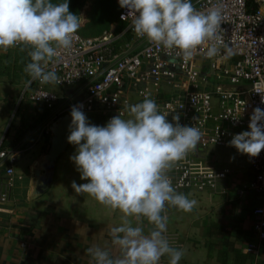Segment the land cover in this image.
I'll return each instance as SVG.
<instances>
[{
  "label": "clouds",
  "instance_id": "obj_1",
  "mask_svg": "<svg viewBox=\"0 0 264 264\" xmlns=\"http://www.w3.org/2000/svg\"><path fill=\"white\" fill-rule=\"evenodd\" d=\"M131 18V29L138 37L162 47L171 56L191 60L198 52L212 59L235 53L221 35V7L197 10L192 0H118ZM80 27L68 0H0V49L22 46L30 57L23 71L32 81L59 84L62 80L48 65L58 56V49L72 46L73 35ZM264 102V97H262ZM71 107L72 117L67 140L76 145L70 159L81 180L87 183L72 187L86 193L113 211L119 210L121 223L110 229L112 243L121 255L112 257L99 246L90 247L95 264H179L184 251L170 245L165 233L166 206L190 212L197 201L178 192L167 173L173 165L194 151L202 133L195 126H181L179 116L173 124L162 114L154 99L126 105L129 118L112 117L105 126L90 124L81 110ZM250 131L235 134L228 142L240 153L256 157L264 149V110L256 107L250 117ZM145 218L153 227L145 234L140 226ZM136 221L134 226L133 221Z\"/></svg>",
  "mask_w": 264,
  "mask_h": 264
},
{
  "label": "built area",
  "instance_id": "obj_2",
  "mask_svg": "<svg viewBox=\"0 0 264 264\" xmlns=\"http://www.w3.org/2000/svg\"><path fill=\"white\" fill-rule=\"evenodd\" d=\"M192 4L200 11L213 5L221 7V35L234 55L225 58L221 49L212 59L204 58L202 52L187 61L170 56L146 37H138L131 29L130 17L123 19L126 24L119 32L106 30L99 36H84L77 30L72 46L58 49V56L48 65L61 83L31 82L28 98L51 112L38 134H50L51 121L74 105H82L84 113L99 115L107 124L114 116L124 118L132 93L137 103L147 96L155 100L162 114H168L169 122L175 124L172 118L178 115L181 126H195L202 133L196 149L168 171L173 187L183 194L190 188L220 189V181L233 169L201 167L198 159L209 145H227L235 134L250 131L253 110H264V0H192ZM127 11L121 8L120 18ZM222 83L249 86L234 90L223 88ZM247 158L250 177L235 191L256 193L252 227L264 242V149L256 157L247 154ZM8 161L6 150L0 148V168L10 186L14 168ZM254 248V244L249 245V249Z\"/></svg>",
  "mask_w": 264,
  "mask_h": 264
},
{
  "label": "crops",
  "instance_id": "obj_3",
  "mask_svg": "<svg viewBox=\"0 0 264 264\" xmlns=\"http://www.w3.org/2000/svg\"><path fill=\"white\" fill-rule=\"evenodd\" d=\"M21 47L0 49V148L6 150L14 168L10 186L4 171L0 172V204L26 203L0 211V264H95L87 252L94 246L108 250L112 257L119 256L110 229L120 225L122 213L72 187L73 181L77 185L88 182L81 180L70 159L76 145L69 143L57 159L47 190L30 197L34 171L49 135L38 133L51 112L28 98L31 84L26 86L30 77L23 71L27 57ZM129 99L130 105L137 103L135 94ZM85 115L90 124L105 126L99 115ZM128 118L127 112L124 119ZM198 161L201 167H231L233 173L220 181V189H186L184 194L197 201L190 212L166 206L165 235L172 247L184 251L179 264H264V242L252 227L251 210L257 195L251 190L235 191L250 177L247 154L229 144L209 145ZM31 206L32 216L26 209ZM136 223L134 220V226ZM140 226L145 234L153 227L145 218ZM250 244L256 248L249 249ZM168 261V256H163L160 264Z\"/></svg>",
  "mask_w": 264,
  "mask_h": 264
},
{
  "label": "trees",
  "instance_id": "obj_4",
  "mask_svg": "<svg viewBox=\"0 0 264 264\" xmlns=\"http://www.w3.org/2000/svg\"><path fill=\"white\" fill-rule=\"evenodd\" d=\"M52 3L58 4L65 2V0H51ZM89 3L86 8L85 20L80 23L78 31L84 36H99L106 30L112 32H119L124 27L126 22L120 18L119 13L121 7L118 0H68L69 10L78 16L81 8ZM24 54L27 57L26 64L30 62V57L27 55V48L25 47ZM49 110V109H46ZM3 168H0L2 172ZM24 201L16 200L14 205L6 206L0 204V211H10L14 206H22Z\"/></svg>",
  "mask_w": 264,
  "mask_h": 264
},
{
  "label": "water",
  "instance_id": "obj_5",
  "mask_svg": "<svg viewBox=\"0 0 264 264\" xmlns=\"http://www.w3.org/2000/svg\"><path fill=\"white\" fill-rule=\"evenodd\" d=\"M248 86L249 84L222 83L223 88L234 90ZM71 120L70 111H67L57 116L49 124L50 134L48 135L45 151L34 171L35 180L32 183L30 197L42 194L49 187L54 175L56 161L69 144L67 137L70 134L69 124Z\"/></svg>",
  "mask_w": 264,
  "mask_h": 264
},
{
  "label": "rangeland",
  "instance_id": "obj_6",
  "mask_svg": "<svg viewBox=\"0 0 264 264\" xmlns=\"http://www.w3.org/2000/svg\"><path fill=\"white\" fill-rule=\"evenodd\" d=\"M89 3L87 2L80 10L79 14H78V18H79V21L80 23H82L84 20H85V11H86V8L88 7ZM106 125V124H105ZM26 209H29L28 211H30V215L32 216V206L31 208H26Z\"/></svg>",
  "mask_w": 264,
  "mask_h": 264
}]
</instances>
